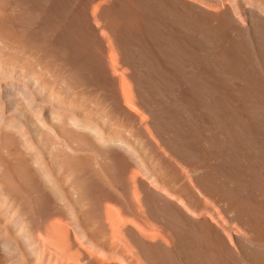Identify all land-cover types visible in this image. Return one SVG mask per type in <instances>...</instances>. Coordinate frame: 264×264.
Wrapping results in <instances>:
<instances>
[{"label":"bare ground","instance_id":"1","mask_svg":"<svg viewBox=\"0 0 264 264\" xmlns=\"http://www.w3.org/2000/svg\"><path fill=\"white\" fill-rule=\"evenodd\" d=\"M0 264H264V0H0Z\"/></svg>","mask_w":264,"mask_h":264}]
</instances>
